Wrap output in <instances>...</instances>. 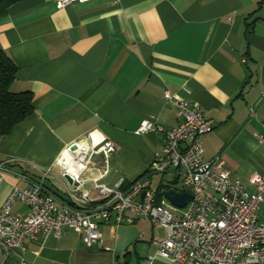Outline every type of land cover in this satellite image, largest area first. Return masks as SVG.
<instances>
[{
	"label": "crops",
	"instance_id": "0c3cea01",
	"mask_svg": "<svg viewBox=\"0 0 264 264\" xmlns=\"http://www.w3.org/2000/svg\"><path fill=\"white\" fill-rule=\"evenodd\" d=\"M0 51L18 67L11 91L31 92L34 106L0 141V210L14 187L36 184L68 206L73 186L64 175L72 172L61 161L80 170L96 209L102 199L92 180L127 190L147 175L158 203L167 200L161 187L189 192L176 171L149 170L163 136L137 133L143 120L180 124L166 91L199 103L214 127L202 137L205 162L221 156L249 191L251 176L264 174V144L254 137L264 133V0H90L64 8L58 0H15L0 17ZM93 132L116 152L79 162L71 148L89 144ZM15 211L28 208L18 203ZM258 214L264 223V204ZM124 217L120 225L115 214L102 222L99 245L87 247L72 229L59 238L39 234L25 251L0 247V264H148L165 230L132 211Z\"/></svg>",
	"mask_w": 264,
	"mask_h": 264
},
{
	"label": "built area",
	"instance_id": "2783aa9c",
	"mask_svg": "<svg viewBox=\"0 0 264 264\" xmlns=\"http://www.w3.org/2000/svg\"><path fill=\"white\" fill-rule=\"evenodd\" d=\"M88 1L58 0V3L64 8L74 2ZM164 99L177 109L180 124L165 128L143 120L137 133L154 131L163 136V148L155 154L149 170L161 174L177 172L183 186L193 195L184 209L168 200L158 203L147 175L137 179L127 192L92 180V188L102 199L100 209L93 208L94 199L90 191L84 190L86 180L77 169L70 174L74 184L68 206H59L56 197L45 193L37 184L13 188L0 210L3 251L7 255L25 251L27 239L39 234L59 238L70 229L84 245L93 247L102 242L103 221H109L115 214L116 224L120 225L124 222V213L132 211L137 218L150 220L166 233L164 238L154 239L156 252L148 257V264L156 257L173 264H264V223L259 221L258 214L264 204V174L255 172L251 176L250 183L255 190L249 191L233 177L221 156L205 162L202 137L214 127L200 104L175 99L169 91L165 92ZM90 137L89 144L77 145L72 151L79 156V162L85 163L87 158L83 155L104 154L108 160L116 152L115 144L103 135L93 132ZM254 137L264 144V133H256ZM18 203L27 206V213L15 211Z\"/></svg>",
	"mask_w": 264,
	"mask_h": 264
},
{
	"label": "trees",
	"instance_id": "16d2710c",
	"mask_svg": "<svg viewBox=\"0 0 264 264\" xmlns=\"http://www.w3.org/2000/svg\"><path fill=\"white\" fill-rule=\"evenodd\" d=\"M15 0H0V17ZM18 67L11 58L0 51V141L10 135L19 123L23 122L34 112L33 95L31 92L13 93L11 86L16 80ZM161 187L158 196L165 194ZM127 192V190H123ZM70 205V204H69Z\"/></svg>",
	"mask_w": 264,
	"mask_h": 264
},
{
	"label": "water",
	"instance_id": "95a60500",
	"mask_svg": "<svg viewBox=\"0 0 264 264\" xmlns=\"http://www.w3.org/2000/svg\"><path fill=\"white\" fill-rule=\"evenodd\" d=\"M64 179L70 184L73 185L74 181L70 174L66 173L64 175ZM145 193L142 194V198H144ZM165 196L169 202H171L174 206L184 209L192 200L193 195L189 192H178L176 190L170 189L165 192Z\"/></svg>",
	"mask_w": 264,
	"mask_h": 264
},
{
	"label": "bare ground",
	"instance_id": "6f19581e",
	"mask_svg": "<svg viewBox=\"0 0 264 264\" xmlns=\"http://www.w3.org/2000/svg\"><path fill=\"white\" fill-rule=\"evenodd\" d=\"M75 147V146H74ZM76 148V147H75ZM62 162V164L64 165V166H67V168H68V172H73L74 171V169H73V165L71 164V163H66V161H61ZM82 172V171H81ZM70 174V173H69Z\"/></svg>",
	"mask_w": 264,
	"mask_h": 264
},
{
	"label": "rangeland",
	"instance_id": "374dc122",
	"mask_svg": "<svg viewBox=\"0 0 264 264\" xmlns=\"http://www.w3.org/2000/svg\"><path fill=\"white\" fill-rule=\"evenodd\" d=\"M71 149H72V151H75L77 149V147L76 148L72 147ZM158 178H159V176L156 177V179H158ZM165 179H168V178H165ZM179 183L181 184V181Z\"/></svg>",
	"mask_w": 264,
	"mask_h": 264
}]
</instances>
